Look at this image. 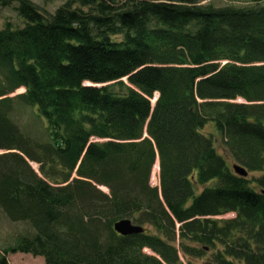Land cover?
<instances>
[{
  "label": "trees",
  "instance_id": "obj_1",
  "mask_svg": "<svg viewBox=\"0 0 264 264\" xmlns=\"http://www.w3.org/2000/svg\"><path fill=\"white\" fill-rule=\"evenodd\" d=\"M245 4L0 0L23 23L0 29V212L32 231L0 264H264V0Z\"/></svg>",
  "mask_w": 264,
  "mask_h": 264
},
{
  "label": "rangeland",
  "instance_id": "obj_2",
  "mask_svg": "<svg viewBox=\"0 0 264 264\" xmlns=\"http://www.w3.org/2000/svg\"><path fill=\"white\" fill-rule=\"evenodd\" d=\"M32 3L37 5L43 14H52L55 10L60 7L66 0H30ZM200 5H207L212 3L216 7H223L226 5H233V6H244L246 5V0H197ZM14 5L9 7H0V29L3 28L5 24H9L12 28H19L23 25L22 21L18 18L16 12L14 11ZM23 89H19L11 96H16L23 93ZM155 100V99H154ZM154 100L151 101L154 102ZM237 102H241L238 101ZM13 120L19 125L20 129L24 132L29 134L30 136L37 137L39 139L45 140L46 139V131L43 128V123L41 122L40 118L37 117V114L32 109L21 108L17 110L13 114ZM214 129L212 126H206L203 131L205 133H210ZM215 132V131H214ZM216 134V133H215ZM221 136L214 135L213 141L216 142V148L218 151H221L220 145ZM1 153V152H0ZM157 163V162H156ZM155 163V165H156ZM155 165L152 168L151 177H150V185L151 187L159 186L158 180V173L154 172ZM32 167L36 170L37 166L32 164ZM257 175H248V179H252ZM99 189L105 193L107 190L104 187H99ZM232 214H227L222 216V219H230L232 218ZM141 227V226H140ZM146 229H150L149 227L143 226ZM32 231L30 228L25 225L24 223H11L6 220V218L0 212V254L3 250L11 246L15 243V239L17 236L21 235H30ZM190 245V244H189ZM175 248H179L178 242L174 243ZM144 253L149 254L148 250L144 249ZM181 257V256H180ZM182 258V257H181ZM183 264L185 260L182 258L180 259ZM211 260V252L208 251L207 255L203 257L201 260H191L192 264H208L207 262ZM6 261L8 264H44V261L40 257H33L28 254H8L6 256Z\"/></svg>",
  "mask_w": 264,
  "mask_h": 264
},
{
  "label": "water",
  "instance_id": "obj_3",
  "mask_svg": "<svg viewBox=\"0 0 264 264\" xmlns=\"http://www.w3.org/2000/svg\"><path fill=\"white\" fill-rule=\"evenodd\" d=\"M159 166V164H158ZM232 171L233 173L241 178H247L248 172L238 165H232ZM113 231L122 237H127L131 235H138L142 234L144 232V229L140 226L134 225L130 220L128 219H122L117 222H115L112 226Z\"/></svg>",
  "mask_w": 264,
  "mask_h": 264
},
{
  "label": "bare ground",
  "instance_id": "obj_4",
  "mask_svg": "<svg viewBox=\"0 0 264 264\" xmlns=\"http://www.w3.org/2000/svg\"><path fill=\"white\" fill-rule=\"evenodd\" d=\"M156 97H157V95H155V98H154V99H156ZM152 104H154V102H152ZM158 171H159V166H158V161H157V163H156V165H155V168H154V172H155V173H158ZM148 252H149V254H151L150 251H148Z\"/></svg>",
  "mask_w": 264,
  "mask_h": 264
}]
</instances>
